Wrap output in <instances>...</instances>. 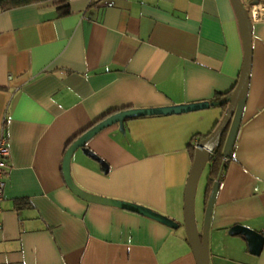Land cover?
I'll return each instance as SVG.
<instances>
[{
    "label": "crops",
    "instance_id": "0c3cea01",
    "mask_svg": "<svg viewBox=\"0 0 264 264\" xmlns=\"http://www.w3.org/2000/svg\"><path fill=\"white\" fill-rule=\"evenodd\" d=\"M241 1L249 11L253 0ZM242 61L231 0H64L0 9V137L10 150L0 264H196L183 226L191 140L213 132L221 106L127 119L124 133L117 124L105 127L87 147L106 171L80 149L71 156L79 187L149 207L176 228L81 200L64 182L62 159L75 135L118 110L228 98ZM228 157L210 217V264H264V245L252 254L245 236L228 233L234 225L264 229V21H252L249 80ZM210 170L207 164L199 229Z\"/></svg>",
    "mask_w": 264,
    "mask_h": 264
},
{
    "label": "water",
    "instance_id": "95a60500",
    "mask_svg": "<svg viewBox=\"0 0 264 264\" xmlns=\"http://www.w3.org/2000/svg\"><path fill=\"white\" fill-rule=\"evenodd\" d=\"M258 1L259 0H253L252 3H256ZM231 3L239 23L242 38V66L237 83L227 98V106L216 128L212 133L200 139L198 141V146L193 150L192 165L185 186L183 198V226L185 230L186 240L194 255L196 264H210L208 246L209 223L215 196L219 186V178H217L210 188V192L208 194L204 209L202 225L199 229L195 217V194L198 180L204 167L209 164L213 153L220 145L221 136L225 130L227 131L223 143L222 156L228 157L230 155L236 132L241 121L242 110L249 80L251 63L252 21L250 19L247 8L244 6L241 0H231ZM210 105H213V103L204 100L152 108H129L118 110L98 120L97 122L91 124L87 129L75 135L71 139L70 144L68 145L64 153L61 169L66 186L75 196L86 202L110 205L126 209L149 217L169 227L176 228L178 226V223L176 221L164 214L154 211L149 207L125 200L93 194L79 187L74 182L70 173L71 156L74 151L80 149L84 154H87L99 161L102 169L106 171L108 167L105 162L97 158L87 147L88 140L105 127H108L112 124H117L120 132L124 133V122L127 119H133L146 115L182 113L207 108ZM228 233L231 235L242 234L243 236H245L249 251L252 254H258L263 248L264 236L257 230L243 225H234L229 228Z\"/></svg>",
    "mask_w": 264,
    "mask_h": 264
},
{
    "label": "trees",
    "instance_id": "16d2710c",
    "mask_svg": "<svg viewBox=\"0 0 264 264\" xmlns=\"http://www.w3.org/2000/svg\"><path fill=\"white\" fill-rule=\"evenodd\" d=\"M47 1H52L54 3L62 4L64 0H0V9H9L12 7L28 4V3H40V2H47ZM62 9L61 13L66 12V5H63L60 7ZM223 95V96H222ZM213 105H218L221 106L222 109L225 111V108L227 106V92L225 93H217V95L214 97L212 100ZM219 122V121H218ZM218 122L216 124H218ZM216 128V127H215ZM226 131L221 136V142L218 148L215 150V152L212 155L211 161L209 162L210 166V175L208 179V186H211L213 182L215 181V178H220L221 171L223 168L222 162V148H223V143L226 137ZM203 136H200L197 138L198 140L202 139ZM204 138V137H203ZM70 143V142H69ZM191 152L193 153V148H191ZM214 175V177H213ZM20 204V203H19Z\"/></svg>",
    "mask_w": 264,
    "mask_h": 264
},
{
    "label": "built area",
    "instance_id": "2783aa9c",
    "mask_svg": "<svg viewBox=\"0 0 264 264\" xmlns=\"http://www.w3.org/2000/svg\"><path fill=\"white\" fill-rule=\"evenodd\" d=\"M249 16L251 21H264V1L259 0L256 3L249 5ZM198 146V140H191V147L194 149ZM10 155V150L7 144V139L4 136L0 137V202L3 196L5 187V177L7 174V160ZM229 157H222V164H225ZM264 236V229L260 231Z\"/></svg>",
    "mask_w": 264,
    "mask_h": 264
},
{
    "label": "rangeland",
    "instance_id": "374dc122",
    "mask_svg": "<svg viewBox=\"0 0 264 264\" xmlns=\"http://www.w3.org/2000/svg\"><path fill=\"white\" fill-rule=\"evenodd\" d=\"M206 170H207V165L204 167L199 180H198V184H197V188H196V194H195V217H196V221L197 219L200 217L201 215V199H200V190L202 187V182L204 181L205 175H206ZM203 216V213H202Z\"/></svg>",
    "mask_w": 264,
    "mask_h": 264
}]
</instances>
